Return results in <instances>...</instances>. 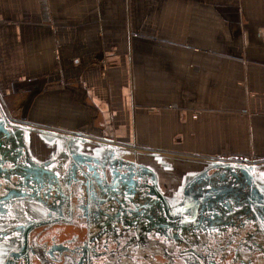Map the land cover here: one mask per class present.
<instances>
[{
	"label": "crops",
	"instance_id": "1",
	"mask_svg": "<svg viewBox=\"0 0 264 264\" xmlns=\"http://www.w3.org/2000/svg\"><path fill=\"white\" fill-rule=\"evenodd\" d=\"M3 116L34 147L264 164V0H0Z\"/></svg>",
	"mask_w": 264,
	"mask_h": 264
},
{
	"label": "flooded vegetation",
	"instance_id": "2",
	"mask_svg": "<svg viewBox=\"0 0 264 264\" xmlns=\"http://www.w3.org/2000/svg\"><path fill=\"white\" fill-rule=\"evenodd\" d=\"M55 140L0 131V264H264L260 168L207 160L165 189L169 158Z\"/></svg>",
	"mask_w": 264,
	"mask_h": 264
},
{
	"label": "rangeland",
	"instance_id": "3",
	"mask_svg": "<svg viewBox=\"0 0 264 264\" xmlns=\"http://www.w3.org/2000/svg\"><path fill=\"white\" fill-rule=\"evenodd\" d=\"M35 142H36L35 143L36 148H42V149H45V151L49 149V148H45V145L40 144L38 141H35ZM132 152L137 153V155H140V157H142L141 159L151 162L150 157H148L150 156V154L148 155L146 154V152H137L134 150H132ZM253 159L255 158H252L249 160L247 159L246 161L237 160L236 162L244 163L247 165L249 164L251 166H254V169L260 168L261 174H262L261 178H263L264 164H261L260 162L255 161ZM170 160L173 163L175 170H172L169 172H162L161 181L165 189H171L175 186V184L178 183L180 173L186 170L199 169L202 166V163L204 162L203 161L204 159L200 157H193L191 155L181 156V157H172L170 158Z\"/></svg>",
	"mask_w": 264,
	"mask_h": 264
},
{
	"label": "water",
	"instance_id": "4",
	"mask_svg": "<svg viewBox=\"0 0 264 264\" xmlns=\"http://www.w3.org/2000/svg\"><path fill=\"white\" fill-rule=\"evenodd\" d=\"M6 119H7V118L4 117V118L2 119V121H0V131H1V130H5L4 125H5V121H6ZM214 164L217 165V166H218V165H222V164H218V163H215V162H214ZM223 165H229V164H223ZM240 166H241V167L243 168V170H245L246 172H247V171H251V170L254 168V166H251V165H240Z\"/></svg>",
	"mask_w": 264,
	"mask_h": 264
}]
</instances>
